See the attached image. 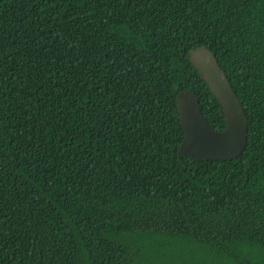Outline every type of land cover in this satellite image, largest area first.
I'll return each instance as SVG.
<instances>
[{"label":"trees","instance_id":"obj_1","mask_svg":"<svg viewBox=\"0 0 264 264\" xmlns=\"http://www.w3.org/2000/svg\"><path fill=\"white\" fill-rule=\"evenodd\" d=\"M247 117L231 161L178 157L176 96ZM0 264H264V0H0Z\"/></svg>","mask_w":264,"mask_h":264},{"label":"water","instance_id":"obj_2","mask_svg":"<svg viewBox=\"0 0 264 264\" xmlns=\"http://www.w3.org/2000/svg\"><path fill=\"white\" fill-rule=\"evenodd\" d=\"M189 60L220 105L225 119L223 131L213 130L190 90L176 96L183 140L178 157L195 161H231L240 157L247 142V117L215 56L205 47L190 51Z\"/></svg>","mask_w":264,"mask_h":264}]
</instances>
